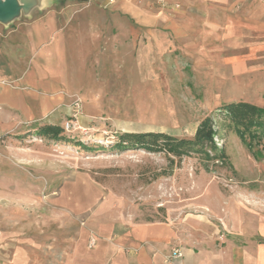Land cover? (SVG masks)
<instances>
[{
  "label": "rangeland",
  "instance_id": "1",
  "mask_svg": "<svg viewBox=\"0 0 264 264\" xmlns=\"http://www.w3.org/2000/svg\"><path fill=\"white\" fill-rule=\"evenodd\" d=\"M47 2L0 28L35 18L52 8ZM162 26L144 31L128 20L126 42L88 44L92 57L65 92L59 117L40 123L63 126L78 99L77 120L66 132L70 143L36 138L38 123L0 138V264H71L74 251L93 250L97 240L112 244L119 229L145 222L174 230L170 250L227 242L264 246V161L233 133L215 139L232 167L208 172L198 156L169 166L163 154L109 149L122 132L191 138L225 103L264 108V63L237 75L227 63L237 52L227 42L242 34L222 23L221 31L197 29L172 43ZM244 32L245 41H264V28Z\"/></svg>",
  "mask_w": 264,
  "mask_h": 264
},
{
  "label": "crops",
  "instance_id": "2",
  "mask_svg": "<svg viewBox=\"0 0 264 264\" xmlns=\"http://www.w3.org/2000/svg\"><path fill=\"white\" fill-rule=\"evenodd\" d=\"M52 1L35 18L0 28V138L56 120L65 92L92 57L88 44L126 42L128 20L150 32L163 25L172 43L197 29L221 31L223 23L230 33L242 34L227 42L237 51L227 60L232 75L252 73L264 63V41L243 39L244 31L264 28V0ZM174 238L168 224H134L119 229L112 244L97 240L93 250L74 251L71 264H264V246L231 242L223 248L181 246L182 257L168 260Z\"/></svg>",
  "mask_w": 264,
  "mask_h": 264
},
{
  "label": "trees",
  "instance_id": "3",
  "mask_svg": "<svg viewBox=\"0 0 264 264\" xmlns=\"http://www.w3.org/2000/svg\"><path fill=\"white\" fill-rule=\"evenodd\" d=\"M34 129L32 133L39 139L68 143L72 141L62 126L37 124ZM225 130L233 133L254 159L264 161V108L246 101H233L215 108L199 122L191 138H177L162 132H122L116 134L109 149L163 154L169 166L175 160L179 163L184 157L198 156L208 172L212 166L232 167L224 149L215 142ZM29 133L18 137L24 138ZM77 145L83 149L104 151L101 145L88 148L81 142H77ZM170 173L171 167L169 172L164 171L162 175Z\"/></svg>",
  "mask_w": 264,
  "mask_h": 264
},
{
  "label": "water",
  "instance_id": "4",
  "mask_svg": "<svg viewBox=\"0 0 264 264\" xmlns=\"http://www.w3.org/2000/svg\"><path fill=\"white\" fill-rule=\"evenodd\" d=\"M47 0H0V24L7 26L21 15H30L34 9H42Z\"/></svg>",
  "mask_w": 264,
  "mask_h": 264
},
{
  "label": "built area",
  "instance_id": "5",
  "mask_svg": "<svg viewBox=\"0 0 264 264\" xmlns=\"http://www.w3.org/2000/svg\"><path fill=\"white\" fill-rule=\"evenodd\" d=\"M71 110L73 112L71 114V118L73 120L71 119L70 121H66L64 123V125L62 127H63L65 132H71V129H72L73 125H74L73 121L77 120V115H78V111H79V100L78 99L73 100L72 109ZM94 242H95L94 240L90 241V243H89L90 247H92L94 245ZM181 257H182L181 251L179 249H177V248H173L171 250L170 256L168 257V260H175V259H179Z\"/></svg>",
  "mask_w": 264,
  "mask_h": 264
}]
</instances>
